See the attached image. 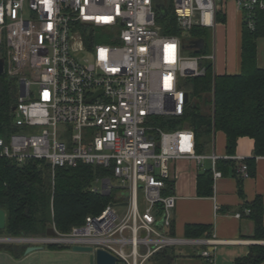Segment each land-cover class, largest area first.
<instances>
[{"label":"built area","instance_id":"built-area-1","mask_svg":"<svg viewBox=\"0 0 264 264\" xmlns=\"http://www.w3.org/2000/svg\"><path fill=\"white\" fill-rule=\"evenodd\" d=\"M226 1L0 0V58L3 73L17 84L13 122L19 128L7 139L0 136V156L18 163L44 160L52 170L100 166L110 177L96 178L101 188L91 190L115 193L113 203L68 231L52 224V235L3 234L0 243L91 246L125 264H149L178 245L215 247L219 241L212 236L169 234L176 201L164 193L174 178L170 163L209 159L214 181L221 176L218 159L238 161L237 172L247 177L249 157L198 153L187 125L164 130L152 120L184 113L191 103L185 80L206 73L205 58L214 72V52L184 56L182 37L162 31L156 4H171L185 34L194 26L214 29ZM232 1L253 29L264 0ZM213 108L212 88L211 115ZM115 207H126L125 214L119 216ZM199 255L214 261L210 249Z\"/></svg>","mask_w":264,"mask_h":264},{"label":"trees","instance_id":"trees-1","mask_svg":"<svg viewBox=\"0 0 264 264\" xmlns=\"http://www.w3.org/2000/svg\"><path fill=\"white\" fill-rule=\"evenodd\" d=\"M168 14L158 16L157 21L164 33L182 37L171 4H167ZM222 11L216 14V21L223 22ZM206 28L194 26L187 38H182L183 48H188V41L194 38L204 39L202 50H193L194 55L205 53ZM264 34V9L255 10V26L250 29L242 21L240 70L235 74H214L210 63L203 64L206 73L203 76L186 78L184 89L196 98L181 116H155L152 120L164 130H175L184 124L191 128L195 135L196 151L206 153L211 145L214 131L225 135L226 154L234 155L238 139L249 137L253 140V156L247 159L248 175L254 173V159L264 156V69L256 61V40ZM214 90L213 115L200 113L199 98L209 104L211 90ZM17 100V84L14 78L6 73L0 74V136L7 139L17 132L13 122V107ZM232 167L239 177L235 161L218 159L216 168L222 173ZM98 177H110V172L103 167L78 164L77 166H51L44 160H28L18 163L8 157L0 156V209L5 211V228L0 234L41 235L52 224L62 232L84 222L87 215L98 214L107 204L114 202L115 193L102 194L91 190ZM201 194L212 193V170H205L197 177ZM203 188V189H202ZM172 191V182H167L164 193ZM241 192V189H240ZM248 216L254 222L253 239L264 240L263 205L261 197L246 203ZM188 238L211 237L209 227L203 224L186 226ZM56 245H49L52 247ZM27 246L21 244L0 243V251L14 252L15 256L23 255ZM65 248L64 246H57ZM16 248L18 249L17 251ZM165 249L153 257L160 260ZM264 262V243L251 244L246 255L237 257L234 264H260ZM116 264H125L118 260Z\"/></svg>","mask_w":264,"mask_h":264},{"label":"crops","instance_id":"crops-1","mask_svg":"<svg viewBox=\"0 0 264 264\" xmlns=\"http://www.w3.org/2000/svg\"><path fill=\"white\" fill-rule=\"evenodd\" d=\"M222 12L225 20L216 22L214 28V32H217V40L213 43L214 74H235L240 70L242 14L232 0L226 1ZM256 48L257 64L264 69V34L257 38ZM225 142L224 133L214 131L209 150L204 154L213 151L219 156L225 155ZM234 155L253 156V140L240 137ZM235 166L237 168L238 161H235ZM210 168L209 159H203L200 163L185 159L170 163L174 177L171 194L176 201L169 234L186 237L187 225L203 224L209 227L211 238L219 241L215 247L188 245L182 246V249L168 248L176 258L174 264H234L237 257L248 253L251 244L264 243V240L253 239L254 222L244 213L246 203L260 196L264 223V156L255 157L254 173L241 177L240 185L239 177L229 167L223 173L219 170L221 176L213 181L210 195L201 194L197 177ZM238 212L241 216L235 215ZM204 248L212 250L213 262L199 255ZM35 252L25 254L24 250L23 255L16 257L14 252L0 251V264H23Z\"/></svg>","mask_w":264,"mask_h":264},{"label":"rangeland","instance_id":"rangeland-1","mask_svg":"<svg viewBox=\"0 0 264 264\" xmlns=\"http://www.w3.org/2000/svg\"><path fill=\"white\" fill-rule=\"evenodd\" d=\"M27 11L25 12V16H27ZM205 33V53L203 55H209L213 53V43L217 40V32H214L213 28H206ZM188 33L182 34V38H187ZM97 41L101 42L102 39H98ZM184 56H193L194 51L192 49H184L183 50ZM207 57V56H206ZM212 60L205 58L204 63L211 64ZM36 86L33 85L32 89H35ZM190 96V95H189ZM196 98H193L190 96L191 102H193ZM198 102V110L200 113L209 112V104H203L201 101V98H199ZM27 130L20 131V133H25ZM218 137V135H217ZM174 162V161H173ZM172 163V162H171ZM95 188H101V181L95 180L93 182V185ZM141 195V194H140ZM116 213L119 216H122L126 212V207H115L114 208ZM141 210H143V205L140 207ZM1 236L3 234H0ZM182 246H188V245H178L175 248H181ZM43 249L36 250L35 253L31 254L27 260L25 261L26 264H89V254L85 252H77L73 251L71 247H65V248H59L57 246H41ZM184 248V247H183ZM185 249V248H184ZM23 263V264H25ZM260 264H264V262H261Z\"/></svg>","mask_w":264,"mask_h":264},{"label":"water","instance_id":"water-1","mask_svg":"<svg viewBox=\"0 0 264 264\" xmlns=\"http://www.w3.org/2000/svg\"><path fill=\"white\" fill-rule=\"evenodd\" d=\"M156 8L158 10V16L160 18H164L168 14V11L163 3H157ZM188 48L192 50H202L204 48V39L203 38L190 39L188 41ZM3 64H4V60L3 58H0V74L3 73ZM14 109L15 106L13 107V110ZM48 164L50 165L49 162ZM5 221H6L5 211L3 209H0V230L5 228ZM45 233L47 235H52L54 234V230L52 227H47ZM41 249H42L41 246H27L25 249V254ZM71 249L77 252L88 253L89 264H116L117 262L116 256L103 249H96L93 252L91 246H82V245H74L71 247ZM175 260L176 258L174 255L167 253L160 260L151 262L149 264H174Z\"/></svg>","mask_w":264,"mask_h":264}]
</instances>
